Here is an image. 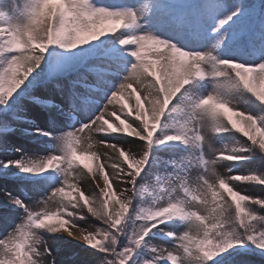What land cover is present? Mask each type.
I'll use <instances>...</instances> for the list:
<instances>
[{
  "label": "snow or ice",
  "instance_id": "1",
  "mask_svg": "<svg viewBox=\"0 0 264 264\" xmlns=\"http://www.w3.org/2000/svg\"><path fill=\"white\" fill-rule=\"evenodd\" d=\"M0 264H264V0H0Z\"/></svg>",
  "mask_w": 264,
  "mask_h": 264
},
{
  "label": "trees",
  "instance_id": "2",
  "mask_svg": "<svg viewBox=\"0 0 264 264\" xmlns=\"http://www.w3.org/2000/svg\"><path fill=\"white\" fill-rule=\"evenodd\" d=\"M242 188L248 193H259L261 191V188L259 186H247V185H242Z\"/></svg>",
  "mask_w": 264,
  "mask_h": 264
},
{
  "label": "rangeland",
  "instance_id": "3",
  "mask_svg": "<svg viewBox=\"0 0 264 264\" xmlns=\"http://www.w3.org/2000/svg\"><path fill=\"white\" fill-rule=\"evenodd\" d=\"M129 143H134L133 141H129ZM127 146V145H126ZM242 186V185H241Z\"/></svg>",
  "mask_w": 264,
  "mask_h": 264
}]
</instances>
